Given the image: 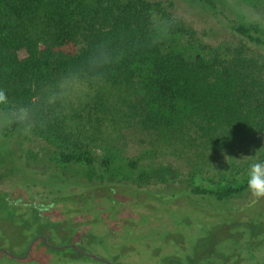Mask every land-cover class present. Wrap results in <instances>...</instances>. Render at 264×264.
I'll return each mask as SVG.
<instances>
[{
  "label": "trees",
  "instance_id": "obj_1",
  "mask_svg": "<svg viewBox=\"0 0 264 264\" xmlns=\"http://www.w3.org/2000/svg\"><path fill=\"white\" fill-rule=\"evenodd\" d=\"M184 1L208 10L232 33L235 44L223 50L200 45L201 52L192 60L162 52L151 33L152 14L162 8L152 0H0V92L9 105L5 116L0 115L2 137L11 136L25 122L39 124L42 106L49 98L57 101L61 74L124 87L132 116L149 130H171L179 124L212 145L264 133V30L224 13L214 0ZM250 1L259 6L255 10L264 22V0ZM168 33L193 37L195 32L182 19L171 18ZM94 107H103L99 93ZM49 121L45 119L48 125ZM51 121L50 128L60 129V121ZM47 156L52 167L95 162L89 152L59 147ZM148 160L132 158L123 164L145 177L155 172L164 180L167 167L155 168ZM112 162L105 157L98 164L108 170ZM250 168L216 180L189 170L178 175L180 187L188 189L176 194L172 182L166 184L165 194L150 191L140 199L185 204L194 194L197 204L218 201L247 184ZM200 209L197 218L205 216ZM218 215H211L212 233L220 231ZM199 226L204 229L205 222Z\"/></svg>",
  "mask_w": 264,
  "mask_h": 264
},
{
  "label": "rangeland",
  "instance_id": "obj_2",
  "mask_svg": "<svg viewBox=\"0 0 264 264\" xmlns=\"http://www.w3.org/2000/svg\"><path fill=\"white\" fill-rule=\"evenodd\" d=\"M152 1L159 2L162 8L160 12H153L151 23V33L161 43L162 52L180 54L185 59L192 60L201 52L200 45H211L223 50L235 44L227 27L195 2ZM214 1L224 13L244 23L257 24L264 30V22L255 10L259 6H253L250 0ZM171 18L182 19L186 27L194 30V36L188 33L169 34L168 24ZM58 77V102L52 98L47 100L42 106L44 112L41 113L43 118L39 124L29 125L25 122L7 138L2 137L0 131V159L3 158V153L11 155L10 164H15L17 169L34 178L36 184L50 183L74 190L86 182H115L123 185L127 180L133 179L140 181L141 186L151 191H160L163 188L167 190L166 184L172 182L174 187L180 186L178 175L189 170H199L203 175L216 180L222 176L230 178L237 170L264 161V133L247 134L212 145L194 129L181 128L179 124L171 130H149L132 116L127 103L130 96L124 87L112 86L95 78L78 80L63 74ZM98 93L103 102L100 110L94 107L95 95ZM53 102H57V105L52 107L50 103ZM7 106L9 105H5V101L0 102V115L5 116ZM25 117V112L21 113L20 119ZM45 119L50 120L49 125L53 124L51 120L60 121V129L50 128ZM54 147L89 152L95 162L87 167L77 164L52 167L47 154ZM105 157L113 158L108 170L98 164ZM132 158H143L145 161L150 159L156 164L155 168L167 167L164 170V180H160L155 172L152 175L147 172L146 176H150L147 179L139 170H128L123 161ZM6 234L8 243L5 241L3 247L20 253L23 248L12 249V245L22 242L18 232L7 229ZM89 247L93 248L91 245ZM49 252L53 256H65L72 264L94 262L69 249ZM0 261L12 264L10 259L1 254ZM121 263L148 264V261L139 258Z\"/></svg>",
  "mask_w": 264,
  "mask_h": 264
},
{
  "label": "flooded vegetation",
  "instance_id": "obj_3",
  "mask_svg": "<svg viewBox=\"0 0 264 264\" xmlns=\"http://www.w3.org/2000/svg\"><path fill=\"white\" fill-rule=\"evenodd\" d=\"M2 157L0 254L12 264H72L49 252L64 249L96 261L78 264H122L139 258L148 264H264V195H256L248 184L218 201L197 204L191 194L185 204H174L141 200L140 195L151 190L133 179L123 185L86 182L74 190L39 185L10 164L11 155ZM183 188L188 189L172 185L176 194ZM200 208L203 218L196 217ZM213 213L219 214L221 225L214 233ZM7 229L21 238L11 246L23 248L18 254L3 247Z\"/></svg>",
  "mask_w": 264,
  "mask_h": 264
},
{
  "label": "clouds",
  "instance_id": "obj_4",
  "mask_svg": "<svg viewBox=\"0 0 264 264\" xmlns=\"http://www.w3.org/2000/svg\"><path fill=\"white\" fill-rule=\"evenodd\" d=\"M5 100L3 92H0V102ZM248 188L256 195H264V161L256 162L251 165L248 180Z\"/></svg>",
  "mask_w": 264,
  "mask_h": 264
},
{
  "label": "water",
  "instance_id": "obj_5",
  "mask_svg": "<svg viewBox=\"0 0 264 264\" xmlns=\"http://www.w3.org/2000/svg\"><path fill=\"white\" fill-rule=\"evenodd\" d=\"M71 248H74V249H76V246L75 245H69ZM64 247H67V246H60V247H58V248H64ZM86 255H89V256H93L92 254H90V253H86Z\"/></svg>",
  "mask_w": 264,
  "mask_h": 264
}]
</instances>
